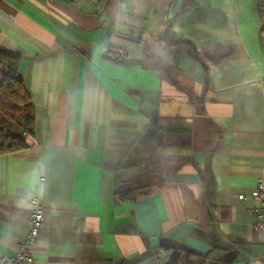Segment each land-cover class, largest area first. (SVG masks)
Segmentation results:
<instances>
[{"label": "crops", "instance_id": "obj_1", "mask_svg": "<svg viewBox=\"0 0 264 264\" xmlns=\"http://www.w3.org/2000/svg\"><path fill=\"white\" fill-rule=\"evenodd\" d=\"M182 1L0 0L35 116L0 156V256L38 197L36 264H264V11Z\"/></svg>", "mask_w": 264, "mask_h": 264}, {"label": "trees", "instance_id": "obj_2", "mask_svg": "<svg viewBox=\"0 0 264 264\" xmlns=\"http://www.w3.org/2000/svg\"><path fill=\"white\" fill-rule=\"evenodd\" d=\"M194 6L195 0H183L182 12ZM260 7L264 11V0ZM19 66V56L0 48V156L28 149V137L33 134L34 105L19 77Z\"/></svg>", "mask_w": 264, "mask_h": 264}, {"label": "built area", "instance_id": "obj_3", "mask_svg": "<svg viewBox=\"0 0 264 264\" xmlns=\"http://www.w3.org/2000/svg\"><path fill=\"white\" fill-rule=\"evenodd\" d=\"M240 198L242 199L243 197L241 196ZM253 198L258 201V206L250 211L254 219L252 228L255 232H261L264 235V180H260L257 183ZM30 204L29 231L20 244V251L16 256H0V264H36L37 261L32 253V247L38 242L42 232L46 208L38 197L33 198Z\"/></svg>", "mask_w": 264, "mask_h": 264}]
</instances>
